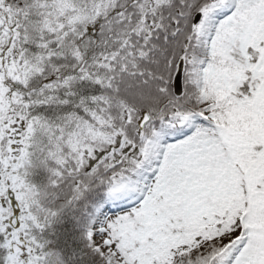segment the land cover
<instances>
[{"label":"snow or ice","instance_id":"snow-or-ice-1","mask_svg":"<svg viewBox=\"0 0 264 264\" xmlns=\"http://www.w3.org/2000/svg\"><path fill=\"white\" fill-rule=\"evenodd\" d=\"M0 264H264V0H0Z\"/></svg>","mask_w":264,"mask_h":264}]
</instances>
